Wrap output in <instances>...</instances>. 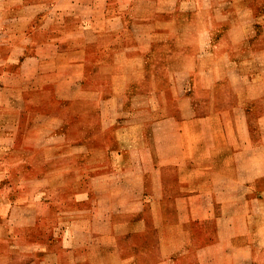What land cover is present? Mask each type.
Instances as JSON below:
<instances>
[{
  "label": "crops",
  "instance_id": "0c3cea01",
  "mask_svg": "<svg viewBox=\"0 0 264 264\" xmlns=\"http://www.w3.org/2000/svg\"><path fill=\"white\" fill-rule=\"evenodd\" d=\"M10 4L2 133L44 153L28 264H264V0Z\"/></svg>",
  "mask_w": 264,
  "mask_h": 264
},
{
  "label": "rangeland",
  "instance_id": "374dc122",
  "mask_svg": "<svg viewBox=\"0 0 264 264\" xmlns=\"http://www.w3.org/2000/svg\"><path fill=\"white\" fill-rule=\"evenodd\" d=\"M13 1L19 5L23 0H0L1 41H4L13 30L9 32L7 25L4 24L9 18V5ZM7 46L2 45L0 49L2 55L8 52ZM257 105L252 103L250 107L253 110L252 115L261 114ZM12 112L8 107L0 109V264H28L36 258L35 256H39V253H34L33 246L34 242L41 239V225L39 220L33 221L24 217L28 214L26 209H30L24 205L32 200L38 190L36 185L42 178L40 169L44 163L42 160L44 153L40 141L35 139L18 140L16 150L13 149L14 145L10 146L8 137L3 136L2 132L9 131V126L14 122L15 113ZM19 115V130L24 134H39L44 131L43 124L34 125L30 122L35 116L33 111L20 109L17 118ZM26 149L32 150L33 154ZM31 166L34 167L31 169ZM54 174L51 173L49 177ZM16 183H19V188L13 187ZM54 191L58 194L55 189ZM10 212L13 213L12 217L9 216Z\"/></svg>",
  "mask_w": 264,
  "mask_h": 264
}]
</instances>
